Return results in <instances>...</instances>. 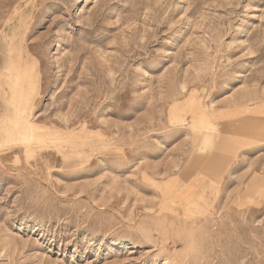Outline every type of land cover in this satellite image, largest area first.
Returning <instances> with one entry per match:
<instances>
[{
    "label": "rangeland",
    "instance_id": "obj_1",
    "mask_svg": "<svg viewBox=\"0 0 264 264\" xmlns=\"http://www.w3.org/2000/svg\"><path fill=\"white\" fill-rule=\"evenodd\" d=\"M261 112L264 0H0V264H264Z\"/></svg>",
    "mask_w": 264,
    "mask_h": 264
},
{
    "label": "crops",
    "instance_id": "obj_2",
    "mask_svg": "<svg viewBox=\"0 0 264 264\" xmlns=\"http://www.w3.org/2000/svg\"><path fill=\"white\" fill-rule=\"evenodd\" d=\"M234 121H226L223 133L238 144L264 143V113L255 117L245 116Z\"/></svg>",
    "mask_w": 264,
    "mask_h": 264
},
{
    "label": "bare ground",
    "instance_id": "obj_3",
    "mask_svg": "<svg viewBox=\"0 0 264 264\" xmlns=\"http://www.w3.org/2000/svg\"><path fill=\"white\" fill-rule=\"evenodd\" d=\"M19 120H21V117L19 118Z\"/></svg>",
    "mask_w": 264,
    "mask_h": 264
}]
</instances>
